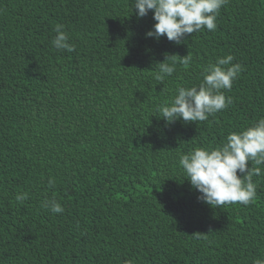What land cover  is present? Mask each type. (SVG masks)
Segmentation results:
<instances>
[{
    "label": "trees",
    "instance_id": "1",
    "mask_svg": "<svg viewBox=\"0 0 264 264\" xmlns=\"http://www.w3.org/2000/svg\"><path fill=\"white\" fill-rule=\"evenodd\" d=\"M154 23L134 0H0V264H252L264 253V165L254 201L221 208L197 199L178 162L264 116V0H228L215 31L180 44L147 38ZM56 24L74 51L52 46ZM226 54L243 66L231 105L204 122L152 115ZM166 57L176 70L160 82ZM45 197L65 211L42 208Z\"/></svg>",
    "mask_w": 264,
    "mask_h": 264
},
{
    "label": "clouds",
    "instance_id": "2",
    "mask_svg": "<svg viewBox=\"0 0 264 264\" xmlns=\"http://www.w3.org/2000/svg\"><path fill=\"white\" fill-rule=\"evenodd\" d=\"M228 0H134L136 15L140 18L152 12L153 27L145 36L159 40L166 37L170 42L182 43L190 34L206 28L215 31L217 17ZM52 46L58 51L72 52L75 45L63 24H56ZM168 57L159 63L155 79L163 82L176 68V61L166 63ZM190 55L181 61L188 64ZM235 57L226 54L217 57L202 73L199 84L177 86L169 101L157 104L153 114L163 118L166 123L177 120L184 122H204L210 116L226 109L233 103L230 91L234 81L243 71ZM179 165L191 186L199 192L198 200L212 206L223 207L227 204L249 205L257 195V183L253 176L261 175L260 165H264V116L240 131L230 132L225 141L218 146H202L179 154ZM254 163L256 167H249ZM48 184L55 185L49 178ZM16 201L23 203L26 193H17ZM41 207L52 213L62 214L65 209L54 197H45ZM132 264V262H128ZM252 264H264V253L253 259Z\"/></svg>",
    "mask_w": 264,
    "mask_h": 264
},
{
    "label": "bare ground",
    "instance_id": "3",
    "mask_svg": "<svg viewBox=\"0 0 264 264\" xmlns=\"http://www.w3.org/2000/svg\"><path fill=\"white\" fill-rule=\"evenodd\" d=\"M94 29V28H93Z\"/></svg>",
    "mask_w": 264,
    "mask_h": 264
}]
</instances>
